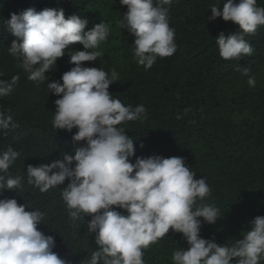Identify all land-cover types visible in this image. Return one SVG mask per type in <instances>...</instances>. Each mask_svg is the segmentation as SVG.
Listing matches in <instances>:
<instances>
[{
    "label": "clouds",
    "instance_id": "1",
    "mask_svg": "<svg viewBox=\"0 0 264 264\" xmlns=\"http://www.w3.org/2000/svg\"><path fill=\"white\" fill-rule=\"evenodd\" d=\"M127 7L120 26L134 37V55L146 69L157 58L170 57L177 51L175 30L169 26L170 0H119ZM209 20L223 18L240 31L215 38L219 55L226 61L254 53L246 39L264 26V7L257 0H224L214 4ZM15 37L8 53L21 62L28 79L45 82L46 73L66 55L75 65L60 81L47 82L55 101L53 127L73 134L74 155L62 153V159L50 164L27 167V182L41 193L70 181L62 190V199L75 222L91 216L87 229L94 234L97 250L86 264H144V249L173 230L182 234L188 248L172 254L173 264H260L264 259V216H257L242 239L218 244L201 237L202 220L215 224L220 210L203 203L210 194L204 178L196 179L183 157H135L136 141L126 134L122 123L147 119L141 104L125 105L109 92L117 79L115 71L86 67L101 55L99 48L109 36V27L101 22L85 31L87 19L78 15L66 18L65 11L34 8L11 15L7 22ZM79 43L84 50L69 52ZM248 77L249 86L256 79L251 69L238 67ZM18 76L0 80V98L13 92ZM19 127L10 112L0 111V134L7 136ZM20 156L12 146L0 150V195L23 187V178L10 169ZM29 205L15 198L0 199V264H69L54 251L55 237L45 235L38 226L46 213L27 211ZM116 209H123L126 215ZM84 214H87L86 216ZM44 224V223H43Z\"/></svg>",
    "mask_w": 264,
    "mask_h": 264
},
{
    "label": "trees",
    "instance_id": "2",
    "mask_svg": "<svg viewBox=\"0 0 264 264\" xmlns=\"http://www.w3.org/2000/svg\"><path fill=\"white\" fill-rule=\"evenodd\" d=\"M239 0H237V3ZM224 0H170L169 26L175 30L177 51L170 57L157 58L146 69L134 55L135 37L120 26L127 7L119 0H0V80H19L12 93L0 98V111L10 112L19 127L7 136L0 134V150L10 145L20 153L10 169L23 178V187L4 191L0 199L15 198L29 205L27 211L45 212L39 230L55 237L54 251L69 264H86L97 250L95 236L87 229L91 216L73 222L62 199V190L70 182L46 193L27 182V167L50 164L62 159V153L74 155L73 134L53 127L55 101L47 82L60 81L75 65L66 55L46 73V80L30 81L21 62L8 53L15 39L8 21L13 13L34 8L63 9L66 18L78 15L87 19L85 31L101 22L109 27V36L97 49L101 55L86 67H102L118 76L109 92L123 104L143 105L147 119L122 123L126 134L136 143V157L178 156L204 178L210 194L203 203L220 210L215 224L202 220L201 237L218 244L242 239L257 216H264V26L246 36L255 51L250 56L226 61L219 55L215 38L219 33H237L239 26L223 18L209 20L214 4ZM264 7V0H257ZM84 50L76 43L68 51ZM250 68L256 79L249 86L237 68ZM127 214L123 209H116ZM188 248L182 234L170 230L147 249L144 264H173L175 250ZM264 264V259L260 261Z\"/></svg>",
    "mask_w": 264,
    "mask_h": 264
}]
</instances>
